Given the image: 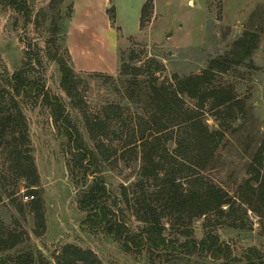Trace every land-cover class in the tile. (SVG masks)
<instances>
[{"label":"rangeland","instance_id":"rangeland-1","mask_svg":"<svg viewBox=\"0 0 264 264\" xmlns=\"http://www.w3.org/2000/svg\"><path fill=\"white\" fill-rule=\"evenodd\" d=\"M146 1L18 0L13 5V0H0V77L8 78L23 68L29 52L33 59L29 76L66 104L88 148L100 156L97 144L85 128V116L104 120L119 106L128 108L127 114L144 113L137 102L126 98L131 85L120 81L124 66L129 67L131 78L144 81L143 75H133V68L153 64L151 72L155 73V66L160 65L163 70L156 73L160 82L173 84L175 78L201 75L212 60L229 56L234 43L247 31L257 32L260 43L252 62L219 73L216 78V85L234 89L240 102L235 114L230 117L215 114L208 110L209 105L200 111L210 131H220L225 136L215 159L200 173L207 182L238 199L235 211L224 218L227 223L213 231L231 245L240 260L250 248L264 255V203H256V212L245 213L247 207H242L250 193L245 187L251 177L248 168L264 145V0H153L152 9L142 20ZM19 4L26 6L28 16L19 12ZM54 26L64 29L65 41L59 35L53 36ZM56 52L68 61L81 81V110L71 106L61 89L60 69L51 59ZM182 99L185 111H197L195 101ZM22 109L28 120L32 157L40 178L46 231L42 234L36 227L32 202L23 199L31 195L32 189L27 182L14 179L12 166L0 151V236L19 237L18 245L0 254V259L24 251L33 253L35 264H58L63 249L74 246L93 252L102 264H219L182 250L175 256L130 252L121 242L82 227L87 214L79 209L78 202L93 178L82 187L77 185L69 168L68 140L42 99H27ZM176 135L179 137L181 133L178 131ZM102 141L101 151L112 156L102 164L112 196L108 205L116 211L118 203L125 222L133 233H138L142 226L127 210L122 192L126 188L132 199L136 183L143 182L141 151L130 148L125 136ZM166 147L165 169H169L174 164L170 159L175 153L174 139ZM163 175L164 172H159L160 178ZM181 180L187 186V181ZM9 185L11 195L6 192ZM235 221L238 224L244 221L245 227L231 228L229 223ZM207 222L205 218L196 219L192 224L174 228L165 219L164 236L176 245L199 242L208 231ZM185 229L193 234L184 235Z\"/></svg>","mask_w":264,"mask_h":264},{"label":"trees","instance_id":"trees-1","mask_svg":"<svg viewBox=\"0 0 264 264\" xmlns=\"http://www.w3.org/2000/svg\"><path fill=\"white\" fill-rule=\"evenodd\" d=\"M17 1L13 0L11 4L17 5ZM152 6L153 0H147L142 9V20ZM17 8L27 16L30 14L23 4H19ZM52 33L53 36H61L65 41V32L61 27L54 26ZM259 43L260 35L247 31L234 43L229 56L212 60L208 69L201 75L175 78L173 84L160 82L156 76L157 72L163 70L160 65L155 66V73L151 72L153 64L134 67L133 75H143L144 81L139 80V77L131 78L129 67L124 66L120 81L131 85L126 98L134 104L137 102L136 105L138 104L144 113L127 114L128 108L119 106L113 113L106 115L104 120L85 116V128L97 144L100 156L88 148L82 133L73 124L66 104L60 98L51 96L29 76L28 70L33 65V59L30 53L26 52L25 60L28 61L23 68L8 78L0 77V151L6 154L14 179L27 182L32 189L31 195H25L24 198L33 197L29 202H32L31 210L36 227L42 230V234L46 231L44 201L39 190L40 178L32 157L28 120L22 109V103L31 98L42 99L49 107L54 123L62 128L71 150L70 172L76 178L77 185L82 187L90 177L93 178L91 186L81 195L78 202L79 209L87 214L82 227L91 232H101L121 242L130 252L145 251L167 255L171 253L175 256L182 250L199 257H207L219 264H264V255L256 248L246 250L243 260H240L235 256L231 245L223 242L213 231L214 228L227 223L224 218L230 217L235 211L238 199L218 185L207 182L200 173L215 159L225 139L220 131H210L200 111L209 105L208 110L215 114L223 113L229 117L235 114V108L239 107L240 102L232 87L216 85L217 75L228 73L235 66H241L248 61L252 62V55L258 49ZM51 59L60 69L62 91L70 100L71 106L81 110V81L68 61L58 52L51 56ZM183 97L195 101L197 111H185ZM127 123L130 125L127 126ZM174 129L181 133L179 137ZM112 136H125L130 148L136 147L141 151L143 165L140 176L143 182L136 183L132 199L126 188L123 187L122 192L127 210L132 212L133 217L142 226L138 233H133L129 228L118 203L115 205L116 211L108 205L112 196L105 182L102 164L112 156L106 151H101V148L104 146L103 138ZM173 139L176 147L174 157L170 159L174 164L165 169L168 155L166 145ZM263 148L264 145L258 150L248 168L251 177L245 182V187L250 193L244 198L245 204L243 203L242 207H247L245 213L248 210L256 212V203H264ZM161 171L164 172L162 178L159 177ZM185 172L187 175L184 176ZM181 179L187 181V186ZM9 189L11 185L6 189L11 195L13 192ZM202 218L208 220V231L201 241L192 240L176 245L165 238V219L175 228L182 224H192L196 219ZM229 224L231 228L236 229L245 227L244 221ZM186 230L184 235L193 234ZM18 241L19 237L16 235L7 238L0 236V254L13 250ZM0 264H35V258L31 252L20 251L8 257L5 255L0 259ZM58 264L102 263L89 250L67 246L63 249Z\"/></svg>","mask_w":264,"mask_h":264},{"label":"built area","instance_id":"built-area-1","mask_svg":"<svg viewBox=\"0 0 264 264\" xmlns=\"http://www.w3.org/2000/svg\"><path fill=\"white\" fill-rule=\"evenodd\" d=\"M32 200H33V197H30V198L25 197V198H24V201H25V202H29V201H32Z\"/></svg>","mask_w":264,"mask_h":264}]
</instances>
